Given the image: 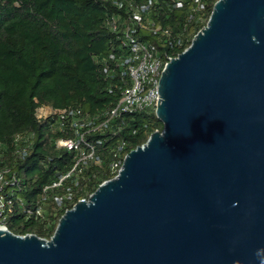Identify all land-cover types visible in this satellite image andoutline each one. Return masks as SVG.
<instances>
[{
	"label": "water",
	"instance_id": "95a60500",
	"mask_svg": "<svg viewBox=\"0 0 264 264\" xmlns=\"http://www.w3.org/2000/svg\"><path fill=\"white\" fill-rule=\"evenodd\" d=\"M162 129L0 264H264V0H216L161 71Z\"/></svg>",
	"mask_w": 264,
	"mask_h": 264
},
{
	"label": "trees",
	"instance_id": "16d2710c",
	"mask_svg": "<svg viewBox=\"0 0 264 264\" xmlns=\"http://www.w3.org/2000/svg\"><path fill=\"white\" fill-rule=\"evenodd\" d=\"M215 1L0 0V167H10L17 178L6 192L10 232L49 239L65 208L116 174L110 165L122 142L127 153L161 131L153 110L125 113L91 131L72 125L79 118L100 123L119 99L127 80L113 60L129 54L125 28H133L139 41L153 43L160 55L174 57L205 25ZM141 5H147L141 12L145 27L132 23ZM41 105L80 112L62 122L56 114L38 120L35 110ZM68 138L78 141V149L56 145ZM23 147L24 153L16 152ZM90 147L93 159L73 169L79 149ZM54 195L62 196L60 203Z\"/></svg>",
	"mask_w": 264,
	"mask_h": 264
},
{
	"label": "built area",
	"instance_id": "2783aa9c",
	"mask_svg": "<svg viewBox=\"0 0 264 264\" xmlns=\"http://www.w3.org/2000/svg\"><path fill=\"white\" fill-rule=\"evenodd\" d=\"M180 2H176L178 6ZM140 9V10H139ZM147 9V5H141L137 7L132 13V23L145 27L141 12ZM110 26L113 30L116 29V22L112 20ZM157 27H155V30ZM134 29L127 26L124 30V40L125 45L129 48V54L124 57H116L114 61V66L119 68V75L123 80H127V83L124 84L120 91V97L111 106L104 114V119L96 124L92 125V121L78 119L75 120L72 125H78L80 128H86L87 131L95 130L102 125H105L109 120L120 117L125 113L142 111V110H155L157 106V87L158 80L163 70L165 64L170 60L171 57L168 54L160 55L156 46L153 43L147 41H139L133 34ZM114 69V68H113ZM107 71V68L105 67ZM78 109H51L48 106L41 105L38 106L35 110V117L38 120L44 119L45 117L56 114L60 121H64L67 117L79 115ZM91 126V127H90ZM78 139L81 141L83 139V134H78ZM57 146L66 147L67 149H78V141L73 139H59L56 141ZM124 142H122L116 149L114 156L115 160L111 163V171H115L117 168V162L120 158L122 159L126 153H123ZM25 148L16 149V152L22 154L25 152ZM93 149L92 147L89 150L79 149L78 159L73 167L78 164V162H85L86 160L93 159ZM72 169V170H73ZM69 175L65 173L62 175L59 180L53 183L51 186H58L61 181ZM17 178L14 174L11 173V169L8 166L0 167V228L8 230L6 226V216L9 206L11 204L10 198L6 196L8 187L10 183H16ZM45 189V188H44ZM64 196V195H63ZM54 201L60 203L62 200L61 195H54ZM73 206V205H72ZM68 208L64 209V212ZM28 213L30 211H27ZM63 212V213H64ZM35 213L40 215L41 210L36 209ZM41 238V237H40ZM44 240H49L42 238Z\"/></svg>",
	"mask_w": 264,
	"mask_h": 264
}]
</instances>
